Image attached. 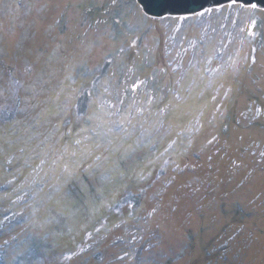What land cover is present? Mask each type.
<instances>
[{
    "label": "rangeland",
    "instance_id": "1",
    "mask_svg": "<svg viewBox=\"0 0 264 264\" xmlns=\"http://www.w3.org/2000/svg\"><path fill=\"white\" fill-rule=\"evenodd\" d=\"M202 13L0 0V264H264V10Z\"/></svg>",
    "mask_w": 264,
    "mask_h": 264
},
{
    "label": "water",
    "instance_id": "2",
    "mask_svg": "<svg viewBox=\"0 0 264 264\" xmlns=\"http://www.w3.org/2000/svg\"><path fill=\"white\" fill-rule=\"evenodd\" d=\"M144 13L154 19L166 16H193L207 8L221 7L233 3L234 0H137ZM245 6H253L264 10V0H235Z\"/></svg>",
    "mask_w": 264,
    "mask_h": 264
},
{
    "label": "snow or ice",
    "instance_id": "3",
    "mask_svg": "<svg viewBox=\"0 0 264 264\" xmlns=\"http://www.w3.org/2000/svg\"><path fill=\"white\" fill-rule=\"evenodd\" d=\"M235 2V0H234ZM209 13L212 11V9L207 10ZM204 13H201L203 15ZM181 20L184 19L183 17L180 18ZM134 46V45H133ZM222 55V53H221ZM190 67H195V64L190 65ZM183 79V75L181 76V80ZM143 81H139L132 85V91L135 92L137 88L141 86ZM177 83H180V81H177ZM89 96H91V93H88ZM117 102H102L107 104V112L105 114V117H101L99 115H96L95 113L89 117V120H96L97 125L96 127L99 128L101 131L98 133V135L102 137H107L110 133L113 131L116 132H128L129 128L135 129V125L133 124V120L135 117L133 116L131 106L125 108L124 106V100L120 98L119 95H117ZM135 99V97H133ZM153 98H149L148 103L152 102ZM138 112H142L143 109H137ZM84 140H87L88 137H84ZM109 143H111L109 141ZM76 146L79 148V146L82 144V140L78 139L75 141ZM67 152V148L64 150ZM84 154H89L85 152ZM73 156L76 155V152L72 153ZM58 159H63V155L59 156ZM97 160H99V157H97ZM46 161L41 160L40 164L43 165ZM55 163V161H53ZM64 171L71 175V173L68 170L67 165H65Z\"/></svg>",
    "mask_w": 264,
    "mask_h": 264
},
{
    "label": "trees",
    "instance_id": "4",
    "mask_svg": "<svg viewBox=\"0 0 264 264\" xmlns=\"http://www.w3.org/2000/svg\"><path fill=\"white\" fill-rule=\"evenodd\" d=\"M154 77H153V82H152V86H153V88L154 89H156V87L158 86V81H157V78H156V74H154L153 75ZM81 107V108H80ZM79 107V111L80 110H82V108L84 107L82 104H81V106ZM133 198H134V196L132 195V194H129V195H127V196H125V197H123V199H122V201L120 202V204H128V202H131V201H133ZM135 202H137V200L135 199ZM33 247L31 248L33 251H37L38 250V246L39 245H32Z\"/></svg>",
    "mask_w": 264,
    "mask_h": 264
}]
</instances>
